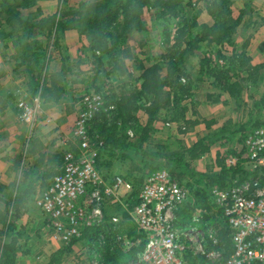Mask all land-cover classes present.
Wrapping results in <instances>:
<instances>
[{"label":"rangeland","instance_id":"374dc122","mask_svg":"<svg viewBox=\"0 0 264 264\" xmlns=\"http://www.w3.org/2000/svg\"><path fill=\"white\" fill-rule=\"evenodd\" d=\"M16 1L20 0H9L10 3H14L15 8L17 6V3L15 4ZM66 1L68 2V7L76 8L77 6H80V4L89 5L94 2H101L102 0ZM33 2L36 3L25 7L21 6V8L17 7L20 15L23 18L30 19L32 22L42 16V13L54 12L55 10L58 11L59 7H61V0H33ZM194 2L191 0H183L182 3L187 6L186 8L184 6L182 7V5L176 7V17L165 15L157 18L155 13L159 11V9L144 8L138 20L140 22L139 26L141 25L142 29H136L135 32L131 34V36L137 35V39L133 41L132 46L128 43V45L126 44L127 46H130L131 50L129 56H131V58H124L122 60V67L124 70L121 71L117 69L118 71L115 73L111 72L110 67L107 64V60L109 59L105 58V61L103 60L105 63L100 67L98 66V63L92 60V52L87 40L85 43L87 46L84 45L83 48L79 47L81 49H73L66 46L63 42L55 44L50 36L45 37L44 35H38L34 30L19 31L13 29L16 27H7L4 25V17L0 16V30H6L7 33L13 32L9 38H6V40H2L0 37V63L1 61L4 63L14 61L15 64H18L19 61L16 57L19 55L20 50L18 44L20 42V36L25 32H30V41L41 43L40 46L36 43L32 44L34 53L37 56L40 55V57L37 58L40 62L39 66L38 64H33L35 74L39 76V80L42 79L45 72L49 74L59 73L61 68L65 70V75L63 76L65 91L63 97L66 110L68 107L73 106V103H75L77 99L84 98L93 92L94 94H101L104 98L112 95L119 98L121 95H127L133 88L139 87L141 84L139 81L140 75L150 66H157L161 70L160 73L165 75L169 62V53L172 51L170 46L172 45L173 40H171V38H175V33L178 28L186 26L189 35L199 34V25H213V17L207 11L209 6L214 5L217 7V5H225L224 0H196ZM40 3H43L44 6H40ZM226 4V6H229L228 8L231 11V14L235 15V18L239 17L238 12L236 11L243 8L244 15L242 19L245 18L246 22H244L242 27H238L240 24L237 26L238 28L234 31V34H232L231 37L229 36V43H227V39H225L216 46L212 44L209 47L206 42H203L198 46V49L193 51L189 59L183 63V75H180L178 78V80H180L179 85L184 86L186 90L185 94L183 95L179 91L176 93V99L181 100L179 108L185 106L188 110L187 113H191V116L194 119L197 118V115L193 116V111L200 117L196 104L201 103L204 97L209 92H212L209 102L212 105L215 104V109L218 110V116H213L216 120H208H213L215 123L211 125L209 128L211 129V132L207 134L211 136L210 140L212 141V149L214 152L219 153L217 161L220 160L222 164L227 155L242 149L245 139L264 125V0H229ZM186 16L188 19H186ZM206 18L207 21H205ZM184 20H188V22L185 23ZM2 25H4L6 29H3L1 27ZM144 30L147 32L145 33L146 39L140 40L139 33ZM166 36H169L170 43H167ZM125 42H127V40ZM212 68H214L215 71ZM15 70L13 78H21L25 81V77L22 73L24 71L23 67H18ZM220 71L224 72L223 84H225L229 90H223L221 88L223 84L215 85L216 82L211 83L214 81L212 75L215 72ZM185 75L189 77L186 78ZM211 84H213L214 87H209ZM230 86H233V88ZM15 89L19 88L6 86L1 91L3 97L12 94V97H14V104L22 101L20 98L18 99L17 95L16 100V97L13 94ZM229 91H232V93ZM34 94L36 95L38 93L36 92ZM197 97L200 101H197ZM147 104L148 101H146L144 97H140L137 102V111L135 112V118L138 120L137 128L127 131L129 136L133 139L139 135L141 125L144 126L146 123V114L144 110L147 107ZM76 108H80V106L75 105V107H70L69 111L67 110L72 118L70 126L69 118L65 122H68L67 124L69 126L67 127L66 132L61 131L60 133L62 138L61 143L70 138L75 132ZM103 109L105 111L103 114L105 121L109 123L112 119V112L114 111L115 106L114 104H107V102L104 101ZM17 112V121L22 123L21 120H19L21 112L20 110ZM33 113L34 118L31 117V120L34 121V124L32 126L22 123L23 125H26L24 127H28V131H34V129H36V124L38 125L37 128L40 126L41 121L40 119L37 120L36 111H33ZM98 117L89 123V129L94 131L93 136L94 139H97L96 141H99V136H97L98 134L95 125L97 122L101 124V126L104 125L101 123V118ZM201 119L203 118L200 117V120ZM167 121L169 120L166 115L160 118V121L153 124L152 129L154 132L149 139L150 141L143 145L142 152L140 153L136 152L135 149H130L126 152H117L110 157L106 152H103V156L100 158L99 162V164L101 162L103 164L99 170L108 180V183L112 184L115 178L120 177L128 181L133 188L137 189L139 186H142L145 178L150 173L160 169H165L167 172H174L177 181H181L182 183L180 182V184L186 186L187 189L189 187L190 192L197 188L201 181L205 180L203 178L204 173L198 172L193 166H190L188 171H186L181 166L178 169L177 165L169 163L164 157L160 158L161 155L165 156L170 153L168 147L170 144L167 143V140L169 141L171 139L169 138L170 133L165 129L167 128ZM223 129L224 131L222 132ZM156 133L159 134L155 136ZM51 142H54L52 135L47 137L45 147H39L35 144V149H30L36 151L40 155L42 153L43 160H47V165L51 162L50 158L53 156L52 153L45 155V151H51L53 148ZM24 146L26 147V151L29 150L30 147L28 148V145ZM151 154L156 155L151 156ZM26 155L25 151L23 154L21 153L18 155L14 160L15 163L18 164L21 162L22 158ZM44 161L43 163H45ZM214 165L215 163H213V166ZM209 171L213 173L214 170ZM179 174H182L180 179ZM45 178L46 179L37 183L31 199L32 201L25 206L26 210L29 212L28 215H30L26 222H34L38 226L37 230L38 232L40 231L38 240L42 241L44 245L55 246V252L57 254L64 251L60 256L59 264H100L99 252L101 243L99 241L98 244V240L102 238V233L97 234L93 239L97 241L98 246L91 245L93 243H89L88 245H86V243L84 245L81 244L84 241L80 240L79 242L71 243V246L69 244L68 247L70 248L68 251L67 245H64L59 238L52 237L44 213L41 209L37 208V202H35L37 197L41 194L40 192L49 185L47 177ZM192 201L193 198L191 199V202ZM135 205L136 203L133 205L128 204L130 208H133ZM194 205L193 209L198 208L203 210V208L197 204ZM213 209L214 210L211 214L212 217L207 220H202V226H195L198 230H202L203 228L206 238H209V236L212 235H218V230L221 231V228L223 227L221 213H219L216 208ZM104 217V225H108V223L113 224L110 223L111 218H117L118 223L116 224V227L117 229L120 228V234L115 238L116 245L120 247L124 253L129 252L127 251L128 245L126 244V241L135 240L138 238V234L135 226L128 218L125 208L117 204L111 205L104 211ZM180 217H182L181 214ZM48 223L50 224V222ZM62 223L64 227L67 226V222L62 221ZM2 239V235H0L1 244L3 242ZM37 248L41 249L42 247L38 246ZM221 248L224 249L223 247ZM211 249L216 250L217 247H215V249L207 247V250ZM198 250L207 252V250L201 245H198ZM141 253L142 251H139L133 255L134 257H130L122 264H128L132 261L136 263L142 256ZM44 259L45 262H48L51 258Z\"/></svg>","mask_w":264,"mask_h":264},{"label":"trees","instance_id":"16d2710c","mask_svg":"<svg viewBox=\"0 0 264 264\" xmlns=\"http://www.w3.org/2000/svg\"><path fill=\"white\" fill-rule=\"evenodd\" d=\"M228 1L229 0H224L225 5H217V7L214 5L209 6L207 11L213 17V25H199V34L189 35L186 26L177 29L174 44L170 46L172 51L169 53V62L165 75L160 73L161 70L157 66H150L140 75L139 81L141 84L139 87L133 88L127 95H121L119 98L115 95L105 98L107 104H114L115 106L112 112V119L108 123L105 121L103 114H101L98 118H101V123L104 125L101 126V124L97 122L95 127L97 129L99 141H102L104 144V152L110 157L117 152H126L130 149H135V151L139 153L142 152L143 145L150 141L149 139L154 132L152 129L153 124L160 121V118L166 115L169 120L166 123H178L180 126L177 131L181 134L191 132L199 124H204L205 128L209 129L211 125L215 123L213 120H200V117L194 111L192 114L193 116L197 115L196 120L186 119L188 110L185 106L179 108L181 100L176 99V93L179 91L181 94H185L186 90L184 86L179 85L180 80H178V78L180 75H183V63L189 59L193 51L198 49L201 43L206 42L210 47L212 44L216 46L225 39H227V43L230 42V37L240 24L244 11L234 20L231 17L232 14L228 8L229 6H226ZM34 3L36 2H33V0L16 1L15 4L17 6L15 8L14 3H10L9 0H0V16L4 17V25L7 27H16L13 29L19 31L34 30L38 35H44L45 37L50 36L55 44L64 40L65 33L75 32L79 36H84L86 38L92 52V60L98 63L100 67L105 63L103 62L105 58L109 59L107 60V64L111 72L115 73L118 71L117 69L121 71L124 70L122 67V60L124 58H131V56H129L130 50L125 41L129 39L136 29H142L138 21L142 10L144 8H155L159 9V11L155 13L158 17L165 15L176 17L177 13L175 8L181 5V0H102L101 2H94L89 5L80 4V6L76 8L68 7V2L66 0H61V7H59L55 14L51 16L42 15L32 22L30 19L23 18L17 7L21 8V6L34 5ZM184 22L187 23L188 20H184ZM4 25L1 26L3 29L5 28ZM12 33L13 32L7 33L6 30H0V37L2 40H6ZM30 36V32H25L20 36V42L18 43L20 50L19 55L16 57L19 62L16 65V69L21 66L23 67L24 71L22 73L25 77V84L28 92H37L45 103L55 104L62 99L61 97L65 91L63 81L65 70L61 68L59 73L48 74L45 72L42 79L40 78L42 81L39 80V76L35 74L33 64H38L39 66L40 62L37 58H39L40 55L37 56L34 53L32 44L36 43L40 46L41 43L31 42ZM166 39L167 43H170L169 36H166ZM223 74L224 72L220 71L212 75L214 79L213 83L216 82L215 85L224 83ZM4 75L5 73L0 70V78L4 77ZM188 77L189 76H186V78ZM230 87L233 88V86ZM221 88L223 90L228 89L225 84H223ZM229 92L232 93V91ZM12 96V94L5 97H3V95L2 97L0 96V114L13 106L14 97ZM140 97H144L146 101H148L147 107L144 110L146 114V123L144 126L141 125L139 135L133 139L129 136L127 131L137 128L138 120L135 118V112L137 111L136 105ZM67 110L69 111L70 107H68ZM223 131L224 129L222 132ZM93 132L94 131L90 130L92 136L94 135ZM210 139L211 136L207 134L191 147L181 145L176 151L170 152L165 156L161 155L160 158L164 157L169 163L177 165L178 169L181 166L188 171L190 165L186 159L193 162L199 160L208 153L212 145ZM154 155L156 154H151V156ZM62 162L63 154L52 157L51 168H49V171L46 172L39 181L46 179L44 177H48L51 174H53V176L59 174ZM102 164V162L99 164V168H101ZM217 165L220 167L218 173L204 176L203 178L205 180L201 181L200 185L191 190V192L188 187L190 196L192 194V202L203 208V212L198 218L199 222L212 217L211 214L214 210L213 208H215L207 194L208 188L212 186L222 189L229 187L232 179L239 175L237 170L228 169L220 160H218ZM169 174L175 177L174 172L171 171ZM181 176L182 174H179V179ZM238 179L239 182H241L243 178L239 176ZM35 181L36 180H33L27 184L22 183L18 187L12 189V192L9 194V200L6 202L8 210L9 208L11 210L9 219L0 212V224L5 230L4 232H0V235H4L5 238L8 236L12 237H10L7 244L2 246L0 264H15L18 250L17 240L13 237V233L16 229L15 222L20 219L21 216L25 215V206L32 201L34 187H36L39 182ZM140 187L141 186L137 189L133 188L134 191L129 195V204L133 205L136 203V196ZM194 206L195 205L191 206L189 204L182 211V220L185 219V223H189V213L193 210ZM8 210L6 211L7 213ZM226 231L227 230L223 226L221 231L218 230L217 236L220 240V246L224 245L225 248L228 249V247L230 248V241ZM99 233L103 234V240H99L102 242L99 252L100 264H122L130 257H134L133 255L138 253L142 248V246H139L138 248L124 253L115 242L116 236L120 234V228L117 229L116 224L109 223L108 225L85 230L79 241H84L83 243L80 242L84 245L86 243V245L93 243L91 245L98 246L97 241L93 239ZM74 242H77V240L72 241V243ZM68 246L67 251L70 248ZM63 252L53 255L49 264H59V259Z\"/></svg>","mask_w":264,"mask_h":264},{"label":"built area","instance_id":"2783aa9c","mask_svg":"<svg viewBox=\"0 0 264 264\" xmlns=\"http://www.w3.org/2000/svg\"><path fill=\"white\" fill-rule=\"evenodd\" d=\"M104 101L93 92L70 106L80 108H76L75 132L62 143L66 150L61 171L50 178L35 201L52 237L67 246L73 240L79 242L85 230L103 226L104 211L117 204L125 208L138 234L135 240L126 241L127 251L142 246L140 259L128 264H264V125L245 139L242 149L224 158V166L239 173L231 185L207 190L228 233L230 248L223 245L222 249L217 234L206 238L203 228L195 227L201 225L202 210L194 208L189 223L182 220V211L194 203L189 190L165 169L145 178L133 208L128 206L133 186L120 177L108 183L99 170L104 144L89 129V123L105 113ZM17 106L19 120L32 126L35 108L24 101ZM62 221L67 222L66 227ZM110 221L118 223L116 217ZM198 245L217 249L199 251Z\"/></svg>","mask_w":264,"mask_h":264},{"label":"crops","instance_id":"0c3cea01","mask_svg":"<svg viewBox=\"0 0 264 264\" xmlns=\"http://www.w3.org/2000/svg\"><path fill=\"white\" fill-rule=\"evenodd\" d=\"M181 0V5L186 8L187 5H184ZM192 2L196 0H191ZM198 1V0H197ZM200 2V1H199ZM195 3V2H194ZM199 4V3H198ZM40 6H44L43 3L39 4ZM196 6V5H195ZM243 11L242 9H238V15ZM57 11L42 13L43 16H51L55 14ZM206 12V11H205ZM234 20L235 15L231 16ZM243 17V16H242ZM157 18H160L157 16ZM186 19L187 16H186ZM202 19V18H200ZM207 21V18L205 19ZM242 22V23H241ZM238 27H242L246 19L243 18ZM206 23V22H205ZM237 27V28H238ZM236 28V29H237ZM245 29V28H244ZM147 30V29H146ZM146 30L141 31L139 33V39H146L145 33ZM131 39V40H130ZM130 39L127 40L129 45H133V41L137 39V35L131 36ZM133 39V40H132ZM66 46L76 49L83 48L86 45V38L84 36H79L75 32H67L65 33L64 40L62 41ZM127 44V45H128ZM144 44V43H142ZM87 46V45H86ZM130 49V46H127ZM79 48V49H81ZM13 56V55H12ZM11 56V58H12ZM9 61V60H8ZM16 65L14 61H10L9 63H4L1 61L0 70L5 73L4 77L0 79V96L2 97V89L6 86H12L19 89H15L13 94L18 96V99L26 102L29 106L34 107L36 111L37 120L40 119V126L36 124V129L34 131H28V127H24L19 121H17L18 116V106L17 103L13 104L11 108L6 110L4 113L0 114V212L10 218V208L8 213V206H6V202L9 200V194L12 192L13 188L18 187L22 183H29L33 180L38 182L43 175L49 171L51 168L52 157H57L58 155H62L66 150L65 147L62 146L61 143V131L66 132L67 127L70 126L71 116L69 112L65 109L64 105V97L62 95V99H60L57 103H45L40 97L39 94L30 93L27 90L25 81L21 78H13ZM184 66V65H183ZM213 83V82H211ZM3 87V88H2ZM209 87H214L213 84L209 85ZM12 90V89H11ZM212 92H209L201 103H197V111L201 118L205 120L215 119L214 117L218 116V110L215 109V104L212 105L209 102L210 96ZM66 98V97H65ZM17 100V97H16ZM19 101V100H18ZM197 101H200L197 97ZM66 103V101H65ZM217 113V114H216ZM191 117V118H190ZM212 117V118H208ZM69 120L66 122L67 119ZM186 119L195 120L191 116V113L186 115ZM216 120V119H215ZM230 123V122H229ZM226 125V124H224ZM167 132H169V141L167 143L170 144L169 149L170 152L176 151L181 145L186 147H191L195 144L199 139L203 138L207 133L211 132V129H206L204 124L197 125L191 132L187 133H178L179 124L175 122L166 123ZM159 134V133H158ZM157 133L155 136L158 135ZM52 135L53 141L51 145L53 148L51 151H45V155L52 153L51 162L46 163L47 160H43L42 153L38 154L34 150H30L31 148L35 149V144L40 146H46L47 137ZM173 141V142H172ZM30 142V143H29ZM165 144V143H163ZM24 145H28L29 150L26 151V147ZM212 145L208 153H206L199 160L190 162L188 159L186 161L190 166H193L197 169L198 172L204 173V176L212 175L218 173L220 170L218 164L219 153L214 152L212 149ZM26 152V156L22 158L21 162L18 164L15 163V159L23 152ZM217 151V150H215ZM214 154V155H213ZM235 154V152L231 153ZM43 161L45 163H43ZM213 163L215 165L213 166ZM209 170H214L213 173ZM207 174V175H205ZM53 174L47 177L49 181ZM45 178V177H44ZM36 187H34L35 190ZM203 211V210H202ZM8 214V215H7ZM29 212L26 210L25 215L21 216L15 222L16 229L13 233V237L17 240V254L15 259V264H48L45 262L44 258H51L55 255L56 247L52 245H44L42 241L38 240V235H40V231L38 232V226L33 223H27ZM3 226L0 224V232H4ZM11 236L5 238L2 236V244L0 243V257L2 254V246L7 244L10 240ZM12 238V237H11ZM42 247L38 249L37 247ZM31 262V263H30Z\"/></svg>","mask_w":264,"mask_h":264}]
</instances>
